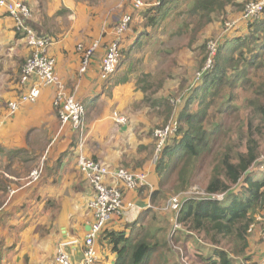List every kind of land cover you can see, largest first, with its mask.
<instances>
[{
  "label": "crops",
  "instance_id": "crops-1",
  "mask_svg": "<svg viewBox=\"0 0 264 264\" xmlns=\"http://www.w3.org/2000/svg\"><path fill=\"white\" fill-rule=\"evenodd\" d=\"M16 1L29 8L30 25L39 37L51 40L47 54L56 61L55 73L66 93L83 104L86 129L82 135L71 124H62L54 108V86L43 87L36 102L22 104L11 114V103L19 101L34 85L33 81H21L23 67L33 51L16 30V22L6 9L0 8V264H55L57 249L62 244L73 261L82 259L86 236L95 223L89 207L95 191L78 168L80 153L113 170L148 174L149 186L137 191L122 188L126 203L135 208L115 217L102 232L129 237L140 233L144 236L146 230L152 244L164 236L170 248V263L182 264L178 249L208 255L212 250L210 244L197 234L184 231L181 243L175 244L173 228L179 211L175 210L174 217L164 221L154 211L168 200L152 201L159 182L156 164L152 162L156 147L154 129L163 126L168 114L169 123H178L176 118L181 110L172 104L171 96H166L168 85L155 71L159 64L155 59L173 50L158 49V44L188 34L183 11L193 0H167L164 7L159 5L162 0ZM138 1L143 6L138 7ZM185 4L189 6L180 10ZM124 16L130 17L129 30L121 38L126 55L115 75L104 79L103 59L116 39L113 30ZM96 43L99 46L89 58L86 71L81 73L86 54ZM176 61V66H180L183 56ZM114 114L126 118L127 124H119ZM41 166V179L29 185L30 173ZM253 236L249 259L264 252V244L258 242V229ZM103 238L96 240V264H116L113 245L107 235ZM187 239L194 240L195 245ZM255 246H262L263 251L252 255ZM261 261L264 263L263 257Z\"/></svg>",
  "mask_w": 264,
  "mask_h": 264
},
{
  "label": "trees",
  "instance_id": "trees-1",
  "mask_svg": "<svg viewBox=\"0 0 264 264\" xmlns=\"http://www.w3.org/2000/svg\"><path fill=\"white\" fill-rule=\"evenodd\" d=\"M166 3L162 0L159 5L164 7ZM236 3L237 0H193L183 13L189 27L194 17H199V27L203 28L204 24L222 23L228 8ZM215 15L218 17L214 19ZM217 30L220 33L222 29ZM224 37L217 44L212 66L196 82L192 94L186 96L178 116L176 112L179 129L159 154L155 169L158 189L152 196L153 203H159L191 190L199 167L212 157V171L204 190L209 196L183 200L178 218L182 228L173 235L177 245L184 231L210 244L212 250L206 256L200 251L191 252L206 264H234L233 257L246 256L250 230L264 210V81L252 78V73L264 71V45L256 50L264 38V14L258 20L244 21ZM203 49L202 67L208 58L207 42ZM121 55H126L125 50ZM226 89L236 95L226 97ZM169 120L168 114L163 126ZM215 194L224 198H212ZM144 220L145 217L140 222ZM145 233L127 237L104 231L98 240L107 235L117 254L116 264H179L168 260L170 248L164 236L152 244L150 233ZM225 243L229 249L224 248Z\"/></svg>",
  "mask_w": 264,
  "mask_h": 264
},
{
  "label": "built area",
  "instance_id": "built-area-1",
  "mask_svg": "<svg viewBox=\"0 0 264 264\" xmlns=\"http://www.w3.org/2000/svg\"><path fill=\"white\" fill-rule=\"evenodd\" d=\"M137 6L141 7L143 4L138 1ZM0 8L6 9L9 16L16 22V30L22 36L25 37L27 45L33 51V55L26 61L23 67L21 81L23 84H27L31 81L34 85L23 94L19 101L11 103V114H14L19 110L20 106L25 103H34L41 96V89L43 87H56V97L54 100V108L57 110L62 124H71L74 129L85 133V108L74 95L66 93L64 86L61 84L59 78L55 73L56 61L48 56L47 49L51 45L49 38L39 37L34 28L30 25L32 14L22 2L16 0H0ZM264 12V0L258 3H250L245 9V20H258ZM130 17L124 16L120 22L117 23L113 32L116 39L111 42L108 47L107 54L103 59L102 77L109 79L115 75L121 59V38L129 30ZM230 25H227L229 29ZM99 44L96 43L90 48L86 54L85 61L81 68V73H84L87 69L88 60L91 55L97 50ZM210 54L207 58L205 66L202 71L197 75L196 82L201 81L203 74L212 66L213 58L216 53L217 43L210 44ZM175 106L179 104V101L171 100ZM114 118L119 124H127V119L114 114ZM172 122V121H171ZM167 125L165 130L157 131L154 137L158 140L157 152L161 153L163 147L168 143L170 139H173L177 135L179 124L172 122ZM83 140H81V147ZM77 165L82 174L93 186L95 194L93 200L90 202V209L93 212L95 223L91 226L90 232L86 236L85 251L81 262L79 264H96L98 261L97 251L95 248L96 240L115 217H122L127 214L128 211L135 208L134 204L126 203L125 194L122 188H126L129 191H137L138 189L149 186L148 174L141 171H134L128 169L113 170L103 165L100 162L86 158L82 153L78 156ZM43 167L34 169L29 175L28 184L37 183L42 176ZM202 197L209 196L208 193H200ZM197 198V199H200ZM212 198L222 200L224 195H213ZM178 197L172 198L167 208L163 211L165 217L169 218L167 211L178 210L181 208V203ZM260 226L255 228L252 226L250 232L254 233L255 230H259L260 239L264 243V210L260 217ZM182 228V225L176 220L174 223L173 232ZM181 253L182 264H191L185 251L178 249ZM56 264H76L71 259L67 252L65 245L62 244L57 249L55 258ZM241 264H264L262 262H252L247 260Z\"/></svg>",
  "mask_w": 264,
  "mask_h": 264
},
{
  "label": "rangeland",
  "instance_id": "rangeland-1",
  "mask_svg": "<svg viewBox=\"0 0 264 264\" xmlns=\"http://www.w3.org/2000/svg\"><path fill=\"white\" fill-rule=\"evenodd\" d=\"M247 1H249V0H237L236 5L229 7L228 8L229 14L227 16V19L222 17V19H221L222 23H220L221 21L220 22L217 21V22H213V23H209V24H204L206 26L203 28L202 27L200 28L198 22L201 21V18L194 17L192 26H190L187 29L188 34H186L183 37L174 38L171 41L167 40V43L164 45L158 44V49H167L169 51H171V49L173 50V52H171L170 54L160 56V57L155 59V60L159 61V64L155 67L156 68L155 71H156L157 76L159 78H162L163 80H165L166 84L168 85L166 88L168 91L166 96L167 97L171 96L172 99L180 102L179 104L175 105V107H178V108L181 107L185 101L186 96H188V95L190 96V94H192L193 88L196 86V77L202 71L201 67H202V61H203V57H204V53H205V50L203 49L204 44L207 42V51H208L207 53H208V57H209L210 44H214V43L218 44V42L222 38L223 39L225 38L224 36L231 34L235 30H237L242 25V23L244 21H246L245 17H244L246 7L250 3H258V2H261L262 0H258V1L252 0L246 4ZM188 6H189L188 4L181 6L180 10H184ZM214 8H215V5H214L213 9ZM216 13H219V12H214L213 14H216ZM263 14H262V16H263ZM217 17L218 16L215 15L213 18L215 19ZM206 18L207 17L204 16L203 20H205ZM227 25H230L229 29L227 28ZM214 26H218V28L220 27L222 29L221 32L219 33V31L217 30L218 28L214 29ZM197 28H198V30H196ZM170 29H172V28H169L168 30H170ZM168 33H165L166 39H167ZM263 45H264V38H262V40H261L258 48H256V50L259 51ZM177 49L180 51L176 52ZM179 56H183L184 62L180 66H176L177 65L176 58ZM167 65H168V68H167ZM252 78L257 82L264 81V71L252 73ZM160 85H161V81H158V86H160ZM224 93L226 94V97H229L231 95H234V96L236 95L235 91H232L231 89H226L224 91ZM245 98L246 97L242 94V100H244ZM212 121H213V119H212ZM168 123L164 126L155 128L154 134L157 131L165 130L164 128L167 127ZM263 133H264V128H263ZM153 139L156 140V147H155V151L153 153L152 162L154 164H156L160 153L157 152L158 140L155 137ZM262 152H263L262 160H264V139L262 141ZM211 160H212V157H210L208 160H206L204 162V166L201 165L199 167L197 173L195 174V178H194L193 185H192L193 187L191 190L184 192V193H180V194L175 195L173 197H170L169 199H167L168 201L166 200L167 201L166 203L164 202L160 208H157V210L154 211L155 214H158L159 218L163 219L164 221H167L168 219L169 220L171 219V216L174 217V213H173L174 210L167 211L169 218H167V217H165V215H163V214H165L163 211L167 208L169 201L174 197H178L180 200L179 201L180 203H182L183 200L188 199V198H200V197H202L200 195V193L205 192L204 190H205L206 184L210 178L211 171H212V167L209 164V161H211ZM262 172H264V169L262 170ZM237 189H239V188H237ZM260 217L261 216H259L257 218V223L255 225V228H258L260 226V222H261ZM250 234H251L250 240H253L254 239L253 238L254 233L250 232ZM200 240H202V239L200 238ZM189 242H190V245H195L194 240L191 239ZM258 242H261V244H264L261 241V239ZM223 246H224V248L229 249V247L227 246L226 243ZM203 247L206 248L205 246H203ZM190 248L193 249L194 246H191ZM261 249H262V246H255L254 253L252 255H254L257 251H259ZM186 251H185V253L188 254L187 259L191 264H202V263H200L201 259H199L198 257H193L189 250H186ZM204 251H205V249H204ZM252 251H253V248L248 250V254L246 256L242 255L239 257H233L236 259V262L234 264H241L247 260L255 262V259L257 261L263 262V261H261V258L262 257L264 258V252L260 256H257V257L252 258V259H248L251 257L250 252H252ZM261 251H263V250H261ZM205 252H207V251H205ZM201 253H203V252H201ZM204 256H206V255H204ZM80 262H81V260L77 261V262L74 261V263H76V264H79ZM55 264H56V261H55Z\"/></svg>",
  "mask_w": 264,
  "mask_h": 264
}]
</instances>
